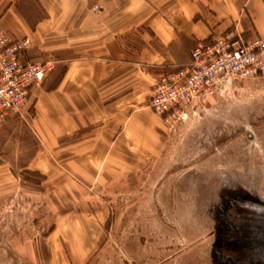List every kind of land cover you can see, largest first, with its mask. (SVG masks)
I'll list each match as a JSON object with an SVG mask.
<instances>
[{
    "label": "rangeland",
    "instance_id": "1",
    "mask_svg": "<svg viewBox=\"0 0 264 264\" xmlns=\"http://www.w3.org/2000/svg\"><path fill=\"white\" fill-rule=\"evenodd\" d=\"M160 120L157 148L98 151L92 180L74 165L59 176L2 168L0 264H228L230 197L264 203V75Z\"/></svg>",
    "mask_w": 264,
    "mask_h": 264
},
{
    "label": "crops",
    "instance_id": "2",
    "mask_svg": "<svg viewBox=\"0 0 264 264\" xmlns=\"http://www.w3.org/2000/svg\"><path fill=\"white\" fill-rule=\"evenodd\" d=\"M0 28L31 40L24 60L57 63L32 86L22 115L0 126V172L14 164L59 176L74 165L92 180L101 175L98 151L157 148L161 117L150 92L191 62L200 41L232 30L264 39V0H0ZM40 157L47 161L36 166Z\"/></svg>",
    "mask_w": 264,
    "mask_h": 264
},
{
    "label": "built area",
    "instance_id": "3",
    "mask_svg": "<svg viewBox=\"0 0 264 264\" xmlns=\"http://www.w3.org/2000/svg\"><path fill=\"white\" fill-rule=\"evenodd\" d=\"M31 40L11 39L0 28V126L12 114L22 115L33 85L41 84L56 67V61H24L22 53ZM264 75V39H246L238 30L215 33L191 51V62L159 77L149 106L165 122L186 108L203 104L217 88L233 79Z\"/></svg>",
    "mask_w": 264,
    "mask_h": 264
},
{
    "label": "water",
    "instance_id": "4",
    "mask_svg": "<svg viewBox=\"0 0 264 264\" xmlns=\"http://www.w3.org/2000/svg\"><path fill=\"white\" fill-rule=\"evenodd\" d=\"M228 264H264V203L245 194L230 197L220 217Z\"/></svg>",
    "mask_w": 264,
    "mask_h": 264
},
{
    "label": "trees",
    "instance_id": "5",
    "mask_svg": "<svg viewBox=\"0 0 264 264\" xmlns=\"http://www.w3.org/2000/svg\"><path fill=\"white\" fill-rule=\"evenodd\" d=\"M22 59H23V57H22ZM24 60V59H23ZM24 61H26V60H24Z\"/></svg>",
    "mask_w": 264,
    "mask_h": 264
}]
</instances>
